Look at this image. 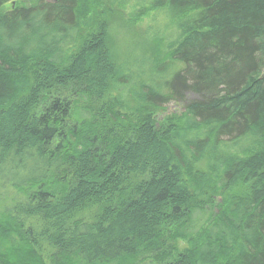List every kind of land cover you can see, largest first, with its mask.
<instances>
[{
  "label": "trees",
  "instance_id": "obj_1",
  "mask_svg": "<svg viewBox=\"0 0 264 264\" xmlns=\"http://www.w3.org/2000/svg\"><path fill=\"white\" fill-rule=\"evenodd\" d=\"M89 3L0 0V264H264V0H151L135 18L174 22L149 77L81 43Z\"/></svg>",
  "mask_w": 264,
  "mask_h": 264
},
{
  "label": "rangeland",
  "instance_id": "obj_2",
  "mask_svg": "<svg viewBox=\"0 0 264 264\" xmlns=\"http://www.w3.org/2000/svg\"><path fill=\"white\" fill-rule=\"evenodd\" d=\"M90 2L91 3L89 4L92 6V11L86 18L87 21L89 20L88 25L84 24L81 28V43H88L92 38L101 32L105 35V37L107 36L108 50L111 55L109 64L112 68L118 72H128L131 70L136 72L140 70L141 72H144V75L149 77L152 73L151 69L170 60L171 51L168 50V46L161 47L160 44L154 41V39L156 38L155 33L173 27L172 24L174 22V18L171 12H149L143 17L135 18V13L147 8L151 0L142 3L135 0L118 1L119 4L124 2V5L122 6L118 3H112V0H90ZM261 40L263 44L261 69L254 76L253 82L249 85V87L255 82H259L261 80L263 81L264 78V36ZM87 78L88 79L80 82H73L68 84L67 87H63V85L58 86V84L56 82L54 83L53 80L48 81L44 77L42 83L46 86V88H49L46 89L44 96L48 95L49 92H56V90L63 91V88H65L64 91L66 93L68 92L70 95V92H78L86 86L90 87V85L93 84L92 80L94 76L89 75ZM108 84L111 92H125V89H123L124 87L122 88L119 85L114 86L112 81H109ZM103 85L101 87H104ZM97 92L99 91L97 90ZM198 99L197 95L189 94L186 102L177 104L172 103L168 107H165L164 109H156L152 111V113L157 117L159 122L162 121L161 119H163L164 116L170 115L171 113H175V116L179 117L181 116L185 105H187V101L191 102ZM42 108L43 103L40 104L38 111L40 112ZM173 108H175V111L169 113V111ZM234 153L236 152H233L232 154L234 155ZM209 162V159H205L201 162L198 169L200 168L199 170L202 171L206 170ZM190 243L191 242L188 241L181 242L180 240H177L176 243L173 244H177V249L179 251H184L186 248L188 249L191 247ZM0 251L2 252V255L5 254L6 256L11 257V248H9L6 240H1V238ZM176 255L177 254H175L173 258H175ZM164 259L165 261H169L168 257H164ZM164 259L160 262L157 257L149 258L140 264H162Z\"/></svg>",
  "mask_w": 264,
  "mask_h": 264
},
{
  "label": "water",
  "instance_id": "obj_3",
  "mask_svg": "<svg viewBox=\"0 0 264 264\" xmlns=\"http://www.w3.org/2000/svg\"><path fill=\"white\" fill-rule=\"evenodd\" d=\"M172 111H175V108H173L172 110H170L169 113H171Z\"/></svg>",
  "mask_w": 264,
  "mask_h": 264
}]
</instances>
